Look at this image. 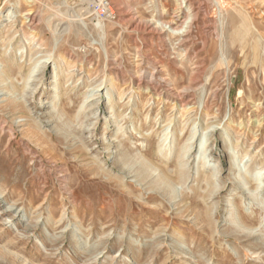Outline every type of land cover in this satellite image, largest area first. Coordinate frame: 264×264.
Instances as JSON below:
<instances>
[{"label":"rangeland","instance_id":"1","mask_svg":"<svg viewBox=\"0 0 264 264\" xmlns=\"http://www.w3.org/2000/svg\"><path fill=\"white\" fill-rule=\"evenodd\" d=\"M108 1L115 19H75L58 37L51 26L81 0H34L21 6L32 23L0 24V264H264V0ZM15 40L41 62L24 89ZM194 67L197 92L180 104L145 82L157 69L180 91ZM191 131L206 137L205 167L190 140L169 198L152 183L161 169L175 174ZM163 137L169 162L153 152ZM146 159L155 165L144 177L125 164ZM251 167L254 200L249 180L236 185Z\"/></svg>","mask_w":264,"mask_h":264},{"label":"bare ground","instance_id":"2","mask_svg":"<svg viewBox=\"0 0 264 264\" xmlns=\"http://www.w3.org/2000/svg\"><path fill=\"white\" fill-rule=\"evenodd\" d=\"M33 2H34V0H5L4 4L0 6V24H9V26L11 28L15 23H17V22L21 23L22 20L24 21V23H27V22L32 23V21H33L32 12L30 10H28L27 12H23L22 9H21V6H25V7L31 6V4ZM88 2H89V0H81V4L80 5H83V6H86V7H84V8L80 7L78 10H74V12L65 13L66 17H67V19H66L67 21L63 22L61 20L57 24L51 26V28H52V30L54 32V35L56 37L64 35L67 31H70L71 30L70 29V24L75 19H84L85 16L90 17L92 15V13L87 8ZM109 3L111 4V2H109ZM156 4L157 5H155V6L160 8L161 4L160 3H156ZM58 5H59V3H58ZM179 6L181 7L182 4L179 5ZM179 6H178V8H179ZM112 7H113V5H112ZM59 8H61V7H59ZM187 10H188V8H187ZM175 11H177V10H175ZM177 13H178V11H177ZM259 17L261 18V20H263L264 19V12H262ZM50 21L53 22V19H51ZM187 22H189V19L186 20L185 24ZM262 22H264V21H262ZM155 23L157 24V26L160 27V29H163L164 31H168L169 33H172V34L181 33L175 27H172V22L171 21L166 23L164 21L157 20ZM12 38H14V37H12ZM2 42H3V39L0 38V44ZM56 42H57V40L55 38L53 40V46L56 44ZM13 43H16V44L13 45L12 48H11V51L13 52V56L12 57L15 59L16 63H18V64L26 63V65H27V68L24 70L25 73L22 76L23 89H24L26 87L24 85H26V83L28 82V80L30 79L32 74H34L39 69V65L41 64V62L38 61V59H39L38 56H36V55L33 56L32 53L34 51H31V53L28 56L25 55V57H23V53H24V49H25V47H23V45L29 44L28 41L26 42V40H22V42H21L22 44H20V45H17L19 42L16 41V40ZM31 46H30L31 50H33L35 46L32 45V44H31ZM2 53L5 54L6 52L3 51ZM49 56H50L49 54H46L44 56V60L46 62H48ZM4 68H5V64L3 63V60L0 59V84L4 83L5 81L8 80L7 79V74H6L5 70H4ZM21 68L22 67H19V70ZM64 68H65V62L64 61H60L58 63H53V71L51 73V78H53L55 81H57L60 71H62ZM193 69H194V71H192L190 73L191 74L190 78H189V80H187V81H189L187 87L182 88L180 91H174L173 88H171V85H170L169 81L166 78L161 77L160 75H158L159 70H157V69H155L154 72L149 74L150 78L148 80H146L145 82L147 83L148 89H150L151 91H154V93H156L160 89V91L158 92V95H161V93L164 92V96L165 97H167V98L169 97V98L172 99L173 102L180 104V103L184 102V100L186 99V95L189 92H197V89H198L197 79L199 78V73H198L199 71H198L197 67H194ZM141 78L142 77H140L138 79V81H137L138 82V86L140 85V82L143 81ZM3 89H6L9 92L12 89V87L10 86V84L9 85L5 84V88H3ZM13 89H14V87H13ZM109 89L111 90L112 93H115V92L118 93V89H117V87L115 85H111ZM53 99L54 100H58L56 97H53ZM11 104H13V103H11ZM10 107H11L10 109L13 111L16 108H22V103L21 104L20 103L19 104L15 103V104H13ZM183 109H186V106L183 105ZM163 131H161V132H163ZM224 133L228 137H230L229 135H234L235 134L233 131H229V130H226V129H224ZM163 134L165 135V133H163ZM163 134H162V136H163ZM205 138L206 137H204L203 135L196 134V132H192L191 131L190 134L188 135L187 139L185 140V143L187 142V145H182L177 150V160H176V163H175L177 171L175 172V174L174 175H170V174L167 173V171L165 169H161L162 170V175L161 176L159 175L160 177H159L158 181L153 182L152 186H154V188H161L162 191H164L169 198H174V196H176V194L178 192L177 191V186H175V185L178 182H180V180L185 176V170L183 169L185 164H184V160L183 159L187 155L186 153H187V150H188V146H189L190 140L194 141V148H195L194 152H193L194 153V157L196 158V160H198L200 162L201 167H205V165L201 163V159H203L205 157ZM166 140L167 139L164 138V137L162 139H160L158 141L157 145H155V147L153 146V152L155 154H157V153L160 154L161 155V159L164 162H169L171 154H170L169 149L168 150L166 149ZM227 144L229 146H231V147H234L233 144L230 141H228ZM125 164L129 165V166H134L135 164L138 165L139 171H140L139 174L143 175V177H144V176L147 175V173L149 174L150 169L153 168L152 165L154 164V162L152 160L151 161L150 160L147 161V159H146V160H142V162L137 164L133 160H130V161H127ZM251 168H253V167H251ZM99 172L96 171V176H99V174H104V172H102V171H101L102 173H99ZM237 174H238V183H236V185L238 187H244L245 186V184H244L245 180H249V182L251 184V189H250L251 191H249V193H250L249 196H250L251 199L254 200V197H255L257 191H259V189L261 188L260 183H258V181H259L258 180L259 179L258 175H260V171L257 168H253V169L249 168L248 171L239 170V171H237ZM207 179L209 180V178H206V179L203 178L201 181L199 180L200 182H198V183L200 184L203 181L206 182ZM116 182L118 184L117 187L122 188V186L120 185V182H118V180H116ZM214 190L211 189L210 195H211V193ZM67 194H68V198H72L73 197L72 193L67 192ZM71 204H73L72 205L73 208H76V204H74V201H71ZM229 215H230V213H229ZM74 217H76V216H74ZM52 219H53V217L50 216L49 217V221H51ZM230 219H231V221H233V217H230ZM250 220H252V219H250ZM250 223L252 224L253 222H250ZM179 237H182V235H179Z\"/></svg>","mask_w":264,"mask_h":264},{"label":"built area","instance_id":"3","mask_svg":"<svg viewBox=\"0 0 264 264\" xmlns=\"http://www.w3.org/2000/svg\"><path fill=\"white\" fill-rule=\"evenodd\" d=\"M88 10L100 21L115 19L116 12L108 0H89Z\"/></svg>","mask_w":264,"mask_h":264}]
</instances>
